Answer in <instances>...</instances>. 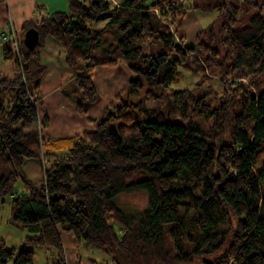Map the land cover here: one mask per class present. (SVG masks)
Returning a JSON list of instances; mask_svg holds the SVG:
<instances>
[{"label":"trees","instance_id":"obj_1","mask_svg":"<svg viewBox=\"0 0 264 264\" xmlns=\"http://www.w3.org/2000/svg\"><path fill=\"white\" fill-rule=\"evenodd\" d=\"M185 1L69 0L67 12L29 22L34 47L3 49L15 72L0 78V205L10 200L11 223L29 235L19 253L1 241L0 264H34L40 247L65 264L59 226L113 264H264V88L254 90L264 77V0H209L204 10L225 19L195 46L177 38L200 8ZM48 36L70 69L82 67L73 82L81 116L101 101L97 67L124 63L132 73L94 130L53 141L38 111ZM180 69L200 74L197 87L168 92ZM212 75L222 94L202 87ZM30 159L44 163L41 184L25 173ZM132 193L146 207L126 213L118 201Z\"/></svg>","mask_w":264,"mask_h":264},{"label":"crops","instance_id":"obj_2","mask_svg":"<svg viewBox=\"0 0 264 264\" xmlns=\"http://www.w3.org/2000/svg\"><path fill=\"white\" fill-rule=\"evenodd\" d=\"M68 1L6 0L0 4V38L2 42L8 43L3 41L2 36L9 32L11 28H14L18 34L24 25L30 27L29 22L39 14L67 12ZM190 13L192 12L190 11L185 19ZM193 17L197 20L196 23L201 26V19H198L195 15ZM181 29L177 33V38L183 40L184 35ZM204 29L201 27L195 35ZM40 61L46 67V72L41 81L40 90L43 97L41 105H38V111L40 120L48 119V126L42 129V136L46 141L94 130L98 123L104 119L108 109L119 104L116 98L126 88L128 80L132 77L131 71L124 63H120L119 67H97L94 71V82L101 101L91 108L87 114L81 116L76 113L74 102L63 94L64 87L74 81L76 71L67 66L64 48L51 36L46 37L44 40ZM26 164L29 165V173L25 169ZM42 167L44 168L42 160L30 159L25 161V173L35 184H41L44 180ZM64 249L67 250L65 246ZM78 254L80 253L72 250L68 251L67 254L65 253L66 263L80 264L79 261L83 259H80ZM89 262L91 261L89 260Z\"/></svg>","mask_w":264,"mask_h":264},{"label":"rangeland","instance_id":"obj_3","mask_svg":"<svg viewBox=\"0 0 264 264\" xmlns=\"http://www.w3.org/2000/svg\"><path fill=\"white\" fill-rule=\"evenodd\" d=\"M89 1V0H88ZM209 0H186L185 4L188 6H192L194 4H197L200 6L199 9H193L187 18L185 19V22L182 26L181 31L184 35L183 44L187 46H195V39L194 35L196 32H198L201 27L202 28H208L213 25H220L224 21V17L220 12L217 11H206L204 10V7L206 3ZM262 1V0H261ZM112 2L117 3L118 0H112ZM46 15V13H44ZM49 14V13H48ZM193 15H195L198 19H201V26H199V23H196V19H194ZM31 23H29L30 25ZM105 25V22L94 24V28L101 29ZM28 25H24L23 28L18 32V40L19 42H23L25 37V29ZM13 47V43H3L2 39L0 38V78L3 77H10L12 78L14 76V67L11 61H7L4 59L3 56V49L6 47ZM82 70V67H77L75 71L79 72ZM181 76L179 77V80L177 83H173L168 89V92H171L173 90H182V89H192L197 87V83L200 79V74L195 73L189 70L180 69ZM74 81L70 82L68 85H66L63 89V94L73 101V97L76 93V86L73 83ZM203 88H212V91L210 92L211 96L216 94H222L224 92V86L222 85L219 78L215 75L210 76V78L203 84ZM264 88V77L260 80L258 85L254 87V90L259 92ZM41 96L43 97V94L41 93ZM148 107L151 109H154L156 107L155 101H149ZM43 168V167H42ZM26 171L29 173V165L26 164L25 166ZM34 181L35 178L32 177ZM146 197L142 193H132L127 195H122L119 198L118 206L120 209H122L126 213H133L136 212L139 209H142L146 207ZM12 217L11 214V205L10 200L6 199L4 204L0 205V242L4 241L7 244V247L15 249L16 253H19L23 250H25V246L23 245V240L25 237H27L29 234L26 230L21 228L20 226L14 225L11 223L10 219ZM167 229V228H166ZM60 235L63 241V244L65 246L66 254L68 251H74L79 252L78 254L80 256L79 263L80 264H112L110 257L107 256L104 252L101 250L87 245H82L78 247L77 241L74 237V235L71 232L66 231L62 226H59ZM169 236L166 234V249H169ZM104 259V260H103ZM89 260L91 262H89ZM61 263L58 258H54L53 256H49V253H47V250L44 247H40L35 249V260L34 264H58ZM12 264V263H10ZM65 264L66 261H65ZM195 264H204V258L197 259L195 261Z\"/></svg>","mask_w":264,"mask_h":264},{"label":"water","instance_id":"obj_4","mask_svg":"<svg viewBox=\"0 0 264 264\" xmlns=\"http://www.w3.org/2000/svg\"><path fill=\"white\" fill-rule=\"evenodd\" d=\"M40 40V34L37 29L34 27L29 28L25 32V37H24V45L26 48H32L34 47ZM244 220V218H242Z\"/></svg>","mask_w":264,"mask_h":264},{"label":"built area","instance_id":"obj_5","mask_svg":"<svg viewBox=\"0 0 264 264\" xmlns=\"http://www.w3.org/2000/svg\"><path fill=\"white\" fill-rule=\"evenodd\" d=\"M4 42H11L16 50H18L19 40L17 31L11 28L9 32H6L3 36Z\"/></svg>","mask_w":264,"mask_h":264}]
</instances>
